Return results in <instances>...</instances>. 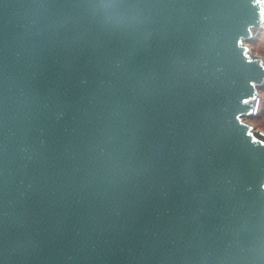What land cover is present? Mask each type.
Here are the masks:
<instances>
[{"label": "water", "instance_id": "1", "mask_svg": "<svg viewBox=\"0 0 264 264\" xmlns=\"http://www.w3.org/2000/svg\"><path fill=\"white\" fill-rule=\"evenodd\" d=\"M264 0H0V264H264Z\"/></svg>", "mask_w": 264, "mask_h": 264}, {"label": "rangeland", "instance_id": "2", "mask_svg": "<svg viewBox=\"0 0 264 264\" xmlns=\"http://www.w3.org/2000/svg\"><path fill=\"white\" fill-rule=\"evenodd\" d=\"M262 36L264 37V31ZM250 46L254 54L264 57V39L258 38L256 41L252 42ZM262 96L264 97V91L262 92ZM248 121L255 125L257 129L264 130V117L261 120L248 119Z\"/></svg>", "mask_w": 264, "mask_h": 264}, {"label": "built area", "instance_id": "3", "mask_svg": "<svg viewBox=\"0 0 264 264\" xmlns=\"http://www.w3.org/2000/svg\"><path fill=\"white\" fill-rule=\"evenodd\" d=\"M263 30H264V27H263ZM263 110H264V97L261 96L260 98H258L257 100V106H256V109H255V112H254V116L252 119H256L258 117H260L262 114H263ZM248 121V119H247ZM249 122V121H248ZM255 126V125H254ZM256 128V127H255ZM261 134L264 135V130L263 129H257Z\"/></svg>", "mask_w": 264, "mask_h": 264}, {"label": "crops", "instance_id": "4", "mask_svg": "<svg viewBox=\"0 0 264 264\" xmlns=\"http://www.w3.org/2000/svg\"><path fill=\"white\" fill-rule=\"evenodd\" d=\"M263 31H264V30H262V31L260 32L259 37H258L259 39H264V37L262 36V35H263ZM258 38H257V39H258Z\"/></svg>", "mask_w": 264, "mask_h": 264}, {"label": "trees", "instance_id": "5", "mask_svg": "<svg viewBox=\"0 0 264 264\" xmlns=\"http://www.w3.org/2000/svg\"><path fill=\"white\" fill-rule=\"evenodd\" d=\"M263 117H264V110H263V114L260 117L256 118L255 120H261Z\"/></svg>", "mask_w": 264, "mask_h": 264}]
</instances>
